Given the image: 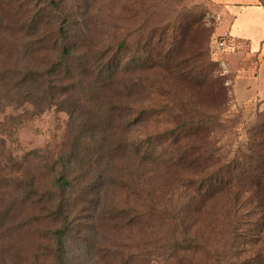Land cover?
<instances>
[{
  "label": "rangeland",
  "instance_id": "1",
  "mask_svg": "<svg viewBox=\"0 0 264 264\" xmlns=\"http://www.w3.org/2000/svg\"><path fill=\"white\" fill-rule=\"evenodd\" d=\"M22 1L29 9L32 0ZM136 1L63 0V12L85 19L91 30L82 51L88 76L69 84L48 69L56 57L53 25L40 36L33 18L22 21L25 10L21 16L0 1V264L262 263L253 256L264 249V210L252 203L254 187L238 184L253 155L252 136L264 132V103L237 98L256 89L249 90L247 80L235 87L247 48H217L228 24L212 0H151L143 11L133 9ZM161 30L187 37L191 45L204 43L212 77L228 92L223 126L213 127L211 137L220 157L215 168L204 162V173L173 167L168 138L147 143L174 127L173 116L186 103L173 79L163 82L150 73L152 82L143 81L142 66L164 58L146 57L143 43L150 38L154 45ZM116 65L121 74L112 76ZM109 149L116 150L113 156L102 152ZM141 149L145 159L137 154ZM230 163L234 171L228 173ZM218 168L234 181L232 198L242 207L236 218L226 221L224 200L211 203L190 227L186 222L193 241H178L184 236L169 219H140L146 185L169 183L164 193L174 202L185 193L181 179ZM63 171L68 183L60 185ZM256 175L264 183V167ZM258 191L264 194L263 187ZM179 207L175 201L173 208ZM62 227L68 233L55 241Z\"/></svg>",
  "mask_w": 264,
  "mask_h": 264
},
{
  "label": "trees",
  "instance_id": "2",
  "mask_svg": "<svg viewBox=\"0 0 264 264\" xmlns=\"http://www.w3.org/2000/svg\"><path fill=\"white\" fill-rule=\"evenodd\" d=\"M3 1L7 3V6L16 8L21 16L25 10V14L21 17L22 21L33 18L32 22L36 27V31L40 32V36L45 35L48 31L45 27L53 25L54 29L51 28L49 37L51 36L50 39L55 43L53 50L56 52V57L55 61L48 67L52 74L56 77H62L68 84L78 77L88 76L86 73L87 67L83 66L86 62V56L82 55V51L89 46L91 30L85 19L74 18L69 12L64 13L61 5L63 0H32L28 3L29 9L22 0ZM150 1L137 0L133 9L139 8L143 11L145 3ZM139 9L136 10V14L141 12ZM34 13L36 14L33 15ZM1 19L0 13V25ZM79 32L86 35H79ZM49 37L44 36L42 40ZM171 39L172 42L167 44ZM234 44L237 45V41L231 39L226 50H229ZM143 45L142 52L146 57L150 58L152 53L164 55V58L158 62L142 66V76L146 77L143 81L152 82L150 73L160 77L163 82L167 78H171L174 80L176 89L185 91L186 98L185 105L173 116L174 127L168 130L166 134L164 133L165 135L147 137V143L157 145L156 141L161 142L162 138H168L170 140L168 147H171V149L167 157L175 168L184 169L185 171H198L199 173H204L208 169V163L214 165L215 168V164H217L215 158L220 157L219 151L221 148L215 150L213 147L211 137L212 134L214 135V131L212 129L217 125L216 128H222L223 126V120L225 119H222V117L226 113L228 92L222 80L212 77L214 65L208 61L204 43L191 45L188 43L187 37H181L177 33L167 36L166 32L161 30L154 45L150 38L146 39ZM120 48L122 47L119 46ZM104 52H107L106 49L101 50V54H104ZM73 59L76 61L74 62ZM191 62H194V64H191ZM120 68L119 65H116L111 71L112 76L120 75ZM115 78L117 77H113V79ZM154 86V84L146 85L150 89ZM212 94H216L217 98L210 101L206 100V97ZM259 102L264 103V100ZM202 128L207 131L205 134H201ZM127 150L128 147H124L123 151ZM249 150L253 152V155L249 161H246L245 168L240 169L239 172L244 178L240 179L238 184L241 186L252 185L255 194L252 203H258V207L264 210V194H260L258 191L262 187L264 189V183L259 178L260 175H256V173L260 174V170L264 167V132L256 131L255 135L252 136ZM102 152H107L108 155L113 156L116 150L109 149L107 151L102 150ZM141 152L142 149L137 152L138 156L141 155ZM140 158L145 159L146 153L144 152ZM161 159L162 156L159 157V160ZM232 166L233 163H230L226 167L228 173L232 170ZM65 171L61 173L60 185L68 183ZM180 183H183L180 187H185V193L182 198L179 197L175 200L180 204L179 210L173 208L175 201L173 202L171 198L166 199L168 193L165 194L164 191L170 188L169 183H155L157 189L152 184L146 185V188L144 187L143 201L139 211L140 219L153 220L157 218L162 223L167 222V219H169L170 226L180 227V232L184 238L178 241H193L187 238V233L184 232L186 222L187 227H190L189 224L194 223L196 215L206 213L207 207L211 203L225 201L226 221L236 218L238 212L242 209V207L236 208L235 200L232 198L233 188L235 187L234 181L229 174L227 177L224 176L219 168L206 175H190L185 181L181 179ZM96 184L97 181L94 186ZM175 184L177 182H174ZM176 186L179 187L178 184ZM64 189L66 190V188ZM170 211L175 212L174 217L169 216ZM67 233L68 228L62 227L55 232V241H64ZM253 257L255 262L262 261L260 263L264 264V249L259 250Z\"/></svg>",
  "mask_w": 264,
  "mask_h": 264
},
{
  "label": "crops",
  "instance_id": "3",
  "mask_svg": "<svg viewBox=\"0 0 264 264\" xmlns=\"http://www.w3.org/2000/svg\"><path fill=\"white\" fill-rule=\"evenodd\" d=\"M223 8L224 21L228 24L231 39L237 41L229 50L239 45L247 48L244 70L236 84L247 80V88L255 85L254 95L237 97L240 101L264 100V0H212ZM236 45V46H235Z\"/></svg>",
  "mask_w": 264,
  "mask_h": 264
},
{
  "label": "built area",
  "instance_id": "4",
  "mask_svg": "<svg viewBox=\"0 0 264 264\" xmlns=\"http://www.w3.org/2000/svg\"><path fill=\"white\" fill-rule=\"evenodd\" d=\"M231 40V36L228 32H226L224 35L220 36L215 40V44L217 45L218 49L225 50Z\"/></svg>",
  "mask_w": 264,
  "mask_h": 264
}]
</instances>
